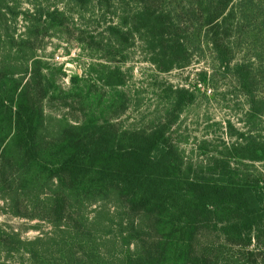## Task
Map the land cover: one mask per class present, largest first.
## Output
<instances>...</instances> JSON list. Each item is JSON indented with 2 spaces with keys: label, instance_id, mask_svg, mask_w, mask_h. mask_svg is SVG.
<instances>
[{
  "label": "trees",
  "instance_id": "trees-1",
  "mask_svg": "<svg viewBox=\"0 0 264 264\" xmlns=\"http://www.w3.org/2000/svg\"><path fill=\"white\" fill-rule=\"evenodd\" d=\"M90 1L102 9L134 3V11L119 22L125 25L121 37L127 43L138 36L158 71L184 68L197 50H212L219 67L239 77L244 89L249 83V115L264 130V97L253 90L264 93V0H71L80 7ZM4 2L0 31L9 21ZM65 13L52 7L32 13L34 22L23 18L36 27L43 19L64 26ZM111 30L118 34L117 27ZM242 39L249 42L253 61L244 54L232 64V44ZM32 42L0 35V200L5 213L45 222L93 251L99 226L96 218L89 223L84 211L97 202L110 204L114 211L108 212L107 234L125 250L104 264H264V174L251 164L232 169L220 158L197 170L186 166L169 145L171 121L140 133H118L115 126L106 133L103 126L78 119L57 121L50 129L44 103L52 85ZM174 94L177 115L190 95L183 89ZM245 144L232 155L252 164L264 160V137L261 143L245 139ZM16 242L20 239L0 243L12 249Z\"/></svg>",
  "mask_w": 264,
  "mask_h": 264
},
{
  "label": "rangeland",
  "instance_id": "rangeland-1",
  "mask_svg": "<svg viewBox=\"0 0 264 264\" xmlns=\"http://www.w3.org/2000/svg\"><path fill=\"white\" fill-rule=\"evenodd\" d=\"M120 5L102 9L99 5L94 8L95 3L91 1L85 7L74 5L71 0H6L3 3L9 21L7 26H1L0 35L8 34L31 44L35 41L36 56L47 65L45 72L52 88L44 103L46 126L53 129L57 121L73 124L78 119L80 123L103 126L106 133H111L113 126L118 133H140L171 121L166 130L168 142L186 166L197 170L220 158L230 162L232 169L251 164L264 174V160L252 164L232 155L234 148L239 149L238 145L246 146L245 139L261 143L264 137L261 121L249 115L247 95H252L249 83L244 89L239 77L219 67L212 50L205 48L194 52L184 68L158 71L138 36L123 42L121 32L125 33V25L119 22L134 11L135 5L131 3L125 9ZM52 7L66 12L64 26L45 24L43 19L36 27L28 25L23 18L34 22L37 9L45 13ZM10 11L25 15L15 18ZM116 27L118 34L111 30ZM80 31L85 33L80 36ZM243 40L232 44L235 56L232 64L240 62L244 54L253 61V50ZM204 74L205 84L201 81ZM182 89L188 91L189 101L174 115V92ZM253 90L256 96L264 97L260 89ZM241 134L245 137L242 140L238 138ZM110 206L97 202L84 211L89 223L96 218L99 226L96 235L99 245L92 251V246L79 244V238L74 241L72 234H60L45 222L5 213L4 202L0 200V242L20 239L12 249L0 243V264L111 262L114 252L120 254L125 249L121 243L112 242L107 234L111 220L108 212L114 211ZM97 254L103 261L98 262Z\"/></svg>",
  "mask_w": 264,
  "mask_h": 264
}]
</instances>
